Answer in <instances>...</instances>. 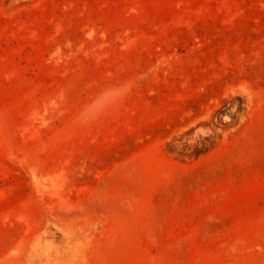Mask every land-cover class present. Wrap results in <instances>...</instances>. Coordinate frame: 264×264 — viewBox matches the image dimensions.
Listing matches in <instances>:
<instances>
[{
    "label": "rangeland",
    "instance_id": "obj_1",
    "mask_svg": "<svg viewBox=\"0 0 264 264\" xmlns=\"http://www.w3.org/2000/svg\"><path fill=\"white\" fill-rule=\"evenodd\" d=\"M0 264H264V0H0Z\"/></svg>",
    "mask_w": 264,
    "mask_h": 264
}]
</instances>
